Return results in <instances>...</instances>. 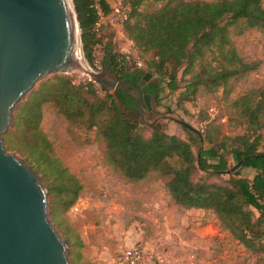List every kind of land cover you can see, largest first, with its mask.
<instances>
[{
	"label": "trees",
	"instance_id": "trees-1",
	"mask_svg": "<svg viewBox=\"0 0 264 264\" xmlns=\"http://www.w3.org/2000/svg\"><path fill=\"white\" fill-rule=\"evenodd\" d=\"M74 3L85 57L92 68H97L95 48L102 45L101 65L119 81L137 85L147 73L152 75L142 89L151 95L152 111L145 106L150 117L156 112L153 101L161 106L162 93L180 90L182 84L185 90L178 104L194 100L200 91L222 94L228 101L233 83L261 66V61L241 54L236 38L254 30L264 32V0H123L120 5L127 9L128 19L121 32L137 50L136 57L114 47L116 35L109 43L104 42V33L96 35V4L106 17L113 13L107 0ZM48 104L69 127L96 130L105 143L106 161L128 183L146 181L151 174L170 177L166 188L176 205L213 212L238 243L250 251H264V83L229 102L234 113L231 120L244 126L242 134L224 135L212 120L206 134L188 123L191 128L182 125L188 138L183 139L166 132L160 122L154 127L146 124L131 89L112 91L91 81L76 83L66 75L43 80L17 108L14 129L4 140L9 150L17 151L48 183L54 216L71 210L84 186L57 157L42 129ZM206 142L211 146L206 148ZM244 169L255 171L254 177L243 176ZM197 171L226 173L230 178L225 184L195 183ZM64 223L61 220L60 226ZM75 230L70 228L64 240L81 249L85 244ZM71 232H75L74 242Z\"/></svg>",
	"mask_w": 264,
	"mask_h": 264
},
{
	"label": "rangeland",
	"instance_id": "rangeland-1",
	"mask_svg": "<svg viewBox=\"0 0 264 264\" xmlns=\"http://www.w3.org/2000/svg\"><path fill=\"white\" fill-rule=\"evenodd\" d=\"M122 1L115 0L114 7L119 6ZM154 7L155 5H152L150 9ZM105 28L116 35V49L125 54L132 53L136 57L137 50L125 36L119 34V30L106 25ZM120 30L122 31L121 28ZM263 39L264 33L251 32L237 37L236 43L246 59L255 54L257 59L252 60L260 61L258 50L259 45H263ZM95 59V70L103 71L102 52L98 50ZM54 76L56 75L45 80ZM66 76L73 78L76 83L90 81L82 73ZM263 77L262 74H251L239 82H234L233 94L228 101L222 94L214 95L200 91L194 100L178 104L180 94L185 90L182 84L180 90L162 93L161 106H157L153 101L156 112L153 117L148 116V121L162 123L166 132L183 139H188L185 128L168 117L184 121L203 134H206V125L213 120L224 135L237 136L244 132V126L239 124L237 119L231 120L234 113L229 107V102L250 87L263 84ZM13 129L12 122L6 135ZM42 129L53 143L57 157L84 186L77 203L78 212L74 213L84 211L90 237L98 240L100 247L108 254V263L105 264H114L122 252L137 248L140 244L146 249L147 262L152 264H264V251H250L238 243L229 231L221 226L213 212L188 213V210L176 205L166 188L170 177L163 178L158 174H151L145 182L128 183L121 173L106 161L105 143L96 130L69 127L65 118L50 104L44 108ZM149 133L147 130L146 134ZM214 133L215 131L212 132ZM210 146L205 143L206 148ZM7 150L25 160L17 151L8 148ZM40 175L47 189L48 183L44 181L42 174ZM254 175L255 171L252 169L243 170V176L249 179ZM229 178L226 173L214 175L197 171L193 180L195 183L225 184ZM52 201L48 194L50 219L64 239L70 228L76 229L73 221L76 214L73 215L69 210L53 216L55 206ZM61 220H65L62 227ZM70 239L75 241V232H71ZM85 249L86 245L81 249L68 245L70 263L86 264L89 260L84 256ZM78 252L81 254L80 258H77Z\"/></svg>",
	"mask_w": 264,
	"mask_h": 264
},
{
	"label": "water",
	"instance_id": "water-1",
	"mask_svg": "<svg viewBox=\"0 0 264 264\" xmlns=\"http://www.w3.org/2000/svg\"><path fill=\"white\" fill-rule=\"evenodd\" d=\"M74 73L112 91L131 89L143 121L156 125L148 121L151 95L142 92L152 75L135 85L108 68H92L74 0H0V264H71L68 245L50 219L40 173L7 150L4 136L16 108L43 80Z\"/></svg>",
	"mask_w": 264,
	"mask_h": 264
},
{
	"label": "crops",
	"instance_id": "crops-1",
	"mask_svg": "<svg viewBox=\"0 0 264 264\" xmlns=\"http://www.w3.org/2000/svg\"><path fill=\"white\" fill-rule=\"evenodd\" d=\"M108 3L114 7L115 4V0H107ZM120 35H123L121 30L118 31ZM264 33V32H258V31H252V33ZM124 36V35H123ZM114 40H116L115 34H112V32L108 31L107 28L104 29V42L105 43H109V42H113ZM263 45H259V50L258 53L260 54L258 56V59L261 61V66L259 68V70L255 73H253L254 76H259V74L264 75V39L262 40ZM255 45V44H254ZM248 58V57H247ZM248 59H257V56H255V54L251 55L250 58ZM264 78V77H263ZM145 181H141L139 183H142ZM78 204H76L72 209H71V213L75 215L76 219H74V226L75 228L79 231V233L81 234V237L84 241V244L87 246V249H85L84 251V256L86 257V259H88L89 261L93 262L94 264H105L106 262L108 263V254H106L105 249H102V247H100V244L98 242V240L94 239L93 237H90V230H88L87 228V223H86V218L84 217V211H81L80 213H74V212H78ZM199 211H204V210H196V209H192V210H188V213H194V212H199Z\"/></svg>",
	"mask_w": 264,
	"mask_h": 264
},
{
	"label": "built area",
	"instance_id": "built-area-1",
	"mask_svg": "<svg viewBox=\"0 0 264 264\" xmlns=\"http://www.w3.org/2000/svg\"><path fill=\"white\" fill-rule=\"evenodd\" d=\"M96 8L99 13V20L95 24V32L98 37L103 36V27L110 26L114 29L120 30L122 29L125 22L128 19V11L125 7L119 5L114 7L113 13L111 16L106 17L102 12L99 4H96ZM99 50L103 55V47L102 45H97L95 48V53ZM138 67H142L143 63L141 61L136 62ZM148 258H146V249L144 246L138 245L137 248L128 249L122 252L117 259L114 261V264H152L147 262ZM154 264H157L154 262Z\"/></svg>",
	"mask_w": 264,
	"mask_h": 264
}]
</instances>
